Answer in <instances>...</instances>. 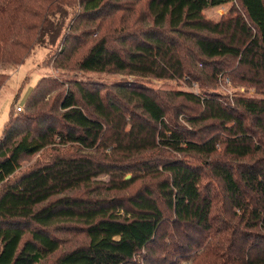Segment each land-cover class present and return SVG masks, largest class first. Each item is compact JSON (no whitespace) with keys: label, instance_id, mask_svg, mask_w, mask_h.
I'll list each match as a JSON object with an SVG mask.
<instances>
[{"label":"trees","instance_id":"obj_1","mask_svg":"<svg viewBox=\"0 0 264 264\" xmlns=\"http://www.w3.org/2000/svg\"><path fill=\"white\" fill-rule=\"evenodd\" d=\"M69 16L111 22L79 71L202 92L40 78L0 135V264H39L60 248L52 230L74 222L86 242L54 264H264V0H0V63L62 35L77 52L88 35L62 34ZM222 77L260 97H222L210 89Z\"/></svg>","mask_w":264,"mask_h":264},{"label":"rangeland","instance_id":"obj_2","mask_svg":"<svg viewBox=\"0 0 264 264\" xmlns=\"http://www.w3.org/2000/svg\"><path fill=\"white\" fill-rule=\"evenodd\" d=\"M234 3L226 4L216 8L207 9L204 11V16L210 20L217 21L221 16L229 13ZM73 15V13H72ZM118 19V18H116ZM133 17L128 19V23L122 28V31H128L133 29L131 25ZM74 17L69 16L65 21V27L62 30V34H74L81 35L87 34L85 37V45H82L77 52L73 53L71 50V42L63 43L61 38L54 45L36 46L34 53L31 54L26 60L20 65L3 64L0 63V73L7 76V80L4 86L0 89V135L2 129L8 120L11 111H15V108H24L27 99L32 89L36 86L40 78H52L59 82H64V85L72 80L86 81V82H100L109 85L113 84H132L143 83L151 88L162 93H167L175 90L191 91L199 94L201 87L198 84L192 83L190 86L185 83L184 80H171V79H157L155 77H137L135 75H129L126 73H113V72H82L77 69V61L86 54L88 49L98 40L102 34L106 33L109 29V24L104 23L103 27H98L91 21H83L81 24H74ZM98 23V21H96ZM111 23V22H110ZM68 25V28L67 27ZM74 24V25H73ZM73 25L74 29H71ZM106 31V32H105ZM64 48H68L69 54L64 55ZM71 56L69 61L67 56ZM66 86V85H65ZM215 93L221 95L224 98L231 100L238 96H253L258 98L254 89L246 85L234 83L227 77H222L216 81V83L210 88ZM202 92V91H201ZM55 93H51L43 100L39 106L41 110H47L50 103L52 102ZM232 102V101H231ZM176 104V103H175ZM38 110V109H37ZM25 111V109L23 110ZM27 111V110H26ZM25 111V112H26ZM186 110H183V115ZM196 113L193 111L192 114ZM187 116V115H186ZM43 160V155L35 154L33 156H27L21 160V168L17 172L16 177L28 169L32 168L36 163ZM130 176L131 174H127ZM15 177V176H14ZM100 180H105L106 177H99ZM139 181L131 188L136 189L139 185ZM69 197L78 196L76 192L68 193ZM76 223V224H75ZM61 228L53 229L52 234L58 238L61 242L60 248L53 254L48 255L39 264H54L55 260L67 251H70L79 245L86 242L84 234L81 232V225L77 222L71 224H61Z\"/></svg>","mask_w":264,"mask_h":264},{"label":"built area","instance_id":"obj_3","mask_svg":"<svg viewBox=\"0 0 264 264\" xmlns=\"http://www.w3.org/2000/svg\"><path fill=\"white\" fill-rule=\"evenodd\" d=\"M20 110H21V108H19V107L16 108V111H20Z\"/></svg>","mask_w":264,"mask_h":264},{"label":"water","instance_id":"obj_4","mask_svg":"<svg viewBox=\"0 0 264 264\" xmlns=\"http://www.w3.org/2000/svg\"><path fill=\"white\" fill-rule=\"evenodd\" d=\"M129 178H130V176H126V177H125V179H129Z\"/></svg>","mask_w":264,"mask_h":264}]
</instances>
